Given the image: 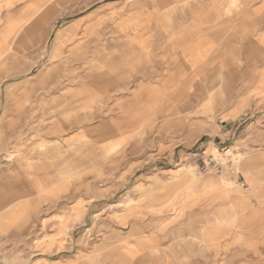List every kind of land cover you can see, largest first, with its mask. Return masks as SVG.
<instances>
[{
    "label": "rangeland",
    "instance_id": "1",
    "mask_svg": "<svg viewBox=\"0 0 264 264\" xmlns=\"http://www.w3.org/2000/svg\"><path fill=\"white\" fill-rule=\"evenodd\" d=\"M199 1L34 0L31 15L20 21L28 29L18 31L29 35L2 38L0 213L22 206L13 222L25 237L55 233L72 242L69 251L51 255L62 259L56 264H264V219L259 229L240 226L237 214L219 204L215 221L198 228L169 219L161 226L165 239L152 246H144L143 230L130 232L126 223L127 211L145 201L154 183L179 173L221 176V194L253 192L251 176L261 196L251 205L263 206L264 216L259 127L248 146L230 147L226 157L227 146L209 148L202 135L220 112H156L159 87L134 88L135 77L150 78L159 44L146 50L130 44L120 28L136 23L127 18L183 14ZM238 3L232 0L226 11ZM211 156L226 163L222 173L199 172ZM208 229L216 230L210 243Z\"/></svg>",
    "mask_w": 264,
    "mask_h": 264
},
{
    "label": "crops",
    "instance_id": "2",
    "mask_svg": "<svg viewBox=\"0 0 264 264\" xmlns=\"http://www.w3.org/2000/svg\"><path fill=\"white\" fill-rule=\"evenodd\" d=\"M231 1L200 0L191 11L166 17L160 10L148 17L134 15L127 19L133 20L136 27L120 28L129 43L142 50L150 43L159 44L154 57L159 62L154 70L147 71L150 78L139 76L134 82L135 89L143 85L159 87L156 112H220L218 121L210 122L202 134L206 135V145L213 149L248 146L250 132L257 127L259 143L264 146V0H238L239 8L228 12ZM33 5L34 0H0V52L2 38L29 35L18 31L28 29L20 21L29 18ZM99 77L92 76L91 86H97ZM86 85L84 78L81 93ZM128 96L129 101L136 100V92ZM245 113L250 117L242 124L239 118ZM193 177L170 174L163 183L156 182L147 190L142 204L127 211L129 231L136 234L143 230L144 246L163 242L161 226L169 219L190 222L197 228L203 221L214 222L217 204L224 213L237 214L240 226L251 223L259 229L263 206L251 205L261 198L251 176L247 179L255 187L253 192L236 190L234 194L217 190L221 176ZM22 210V206H9L0 213V264H56L62 260L51 255L58 250L69 251L72 242L63 241L55 233L25 237L24 227L13 222ZM228 218L232 217L224 220ZM213 232L216 230L204 232L208 243Z\"/></svg>",
    "mask_w": 264,
    "mask_h": 264
},
{
    "label": "built area",
    "instance_id": "3",
    "mask_svg": "<svg viewBox=\"0 0 264 264\" xmlns=\"http://www.w3.org/2000/svg\"><path fill=\"white\" fill-rule=\"evenodd\" d=\"M250 117L249 113H245L243 114L240 118H239V122L244 124L248 121ZM228 152V148L226 150H224V155L226 157H228L229 155H226ZM221 154V153H220ZM226 166V163L222 162L221 160H219V158L216 156H211L207 159L204 160V163H201V165L198 166L199 172H206L209 169L214 170V172L220 174L222 173V171L224 170V167Z\"/></svg>",
    "mask_w": 264,
    "mask_h": 264
},
{
    "label": "bare ground",
    "instance_id": "4",
    "mask_svg": "<svg viewBox=\"0 0 264 264\" xmlns=\"http://www.w3.org/2000/svg\"><path fill=\"white\" fill-rule=\"evenodd\" d=\"M228 150H229V148H228Z\"/></svg>",
    "mask_w": 264,
    "mask_h": 264
}]
</instances>
